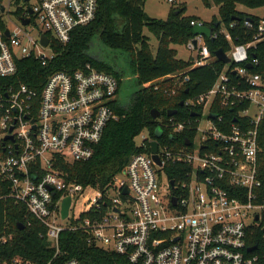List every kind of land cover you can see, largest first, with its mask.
<instances>
[{
  "label": "built area",
  "instance_id": "1",
  "mask_svg": "<svg viewBox=\"0 0 264 264\" xmlns=\"http://www.w3.org/2000/svg\"><path fill=\"white\" fill-rule=\"evenodd\" d=\"M98 4L0 0V77L6 78L0 81V205L6 200L24 204L46 226L55 255L63 230L83 229L89 242L126 255L129 264H264V235L261 248L256 244L249 250L256 228L264 231V15L245 19L252 32L245 43H234L223 23L212 26L213 40L224 35L231 42L226 52L230 61L207 92L185 102L203 105L194 114L190 144L175 147L147 130L138 146L149 145L150 151L133 154L101 189L68 178L58 162L60 157L75 162L95 154L108 123L119 117L120 79L88 62L73 72L52 73L41 91L7 80L23 58L34 56L46 64L55 55L52 39L68 42L74 29L95 18ZM31 24L39 26L36 33L28 28ZM191 24L208 25L202 19ZM43 36L49 38L46 46ZM186 46L192 67L211 62L205 35H194ZM228 107L237 109L226 115ZM163 126L170 124H158L162 135ZM172 126L170 139L192 128L190 120ZM154 140L160 163L153 157ZM169 163L183 165L177 180L167 173ZM89 190L95 195H86ZM67 197L71 204L64 218ZM80 197L85 209L76 215ZM250 218L254 221L248 222ZM12 238L0 236L3 242ZM0 264L33 263L15 256L0 257ZM63 264L81 263L71 258Z\"/></svg>",
  "mask_w": 264,
  "mask_h": 264
},
{
  "label": "trees",
  "instance_id": "2",
  "mask_svg": "<svg viewBox=\"0 0 264 264\" xmlns=\"http://www.w3.org/2000/svg\"><path fill=\"white\" fill-rule=\"evenodd\" d=\"M212 1L218 6L220 22L230 31L233 42L250 41L252 32L245 26V19L252 15L238 9V5L259 8L264 6V0ZM204 2L210 5L209 0ZM185 11L182 3L171 8L167 19H161L148 15L145 11V0H99L95 18L74 29L68 42L52 39L55 55L46 64L34 56L23 58L18 63L17 73L7 78L41 91L52 73L60 70L73 72L90 62L97 69L116 75L122 85L126 71L116 63L98 57L93 49L100 45L113 50H124L129 54L128 68L136 74L141 87L133 93L128 104L116 106L119 117L108 123L96 146L95 154L90 159L69 162L60 157L58 163L68 178L83 185L103 189L125 167L133 154L150 151L149 145L138 146L135 138L144 129L149 130L151 136L155 137L158 124H170L168 128L163 126L164 133L160 142L183 148L187 140L194 139L197 124L194 114L200 113L203 105L187 106L185 102L210 89L225 66L216 57V51L222 48L228 52L231 42L224 35L214 40L206 37L212 60L209 64L192 67L193 57L179 58L178 50L173 46L187 44L195 35L191 21L201 19L185 15ZM217 21L215 17L211 22L205 23L213 26ZM145 27L158 39L155 52L149 37L144 34ZM4 79L6 80L0 77V81ZM152 81L153 84H146ZM153 108L161 111L160 119L152 117L150 112ZM174 109L177 111L168 115V111ZM236 109L228 107L223 111L229 115ZM187 120L191 121L192 128L177 132L170 139L172 124ZM261 126L260 138L264 146V121ZM182 166L169 163L166 167L169 177L175 180L180 178ZM261 176L264 177V161ZM18 222H23L25 227L19 228ZM46 231V226L30 214L24 204L12 200L1 202L0 236L2 233L13 236L6 242L0 239L2 258L23 256L33 264H63L71 258H76L81 264H129L126 255L89 242L83 229L63 230L59 238L60 253L55 255L56 249L51 246ZM255 234L250 243L258 244L261 248L264 235L262 227L256 228Z\"/></svg>",
  "mask_w": 264,
  "mask_h": 264
},
{
  "label": "rangeland",
  "instance_id": "3",
  "mask_svg": "<svg viewBox=\"0 0 264 264\" xmlns=\"http://www.w3.org/2000/svg\"><path fill=\"white\" fill-rule=\"evenodd\" d=\"M209 1H210V5H207L204 2V0H173V1L145 0V11L148 13V15L152 17L167 19L171 8L179 6L180 4L183 3L186 8L185 15L197 16L207 22H211L216 17L218 21H220L218 6L215 3H213L212 0ZM12 9L15 10L16 6H12ZM238 9L248 13L249 15H255V16L264 15V6L259 8H249L240 4L238 5ZM12 20L16 21L17 18L13 15ZM28 28L33 33H36L39 30V26H36L34 24L29 25ZM221 28L225 29L223 24L221 25ZM144 34H146L149 37V41L152 45V49L155 52L158 47L157 37L147 27L144 28ZM173 46L177 48L179 58L188 59L191 56V52L189 49H187L186 44L173 45ZM93 50H94V54H96L98 57H103L105 60L116 63L119 67H121L124 71H126L125 75L123 76V81L118 97L121 101V104H125V105L128 104L131 100L133 93L139 87H141V85L137 81L136 74L132 73L128 68L129 54L124 50H113L106 46H100V45L94 47ZM205 123L206 121L204 120L203 124ZM147 133H148L147 129H144L139 135H137L135 138L136 143L137 144L141 143V141L147 135ZM86 195L93 196L95 195V191L89 190L86 193ZM84 209H85L84 197H80L76 199L75 209H74L75 214L78 215ZM252 221H254L253 218L248 219V222H252Z\"/></svg>",
  "mask_w": 264,
  "mask_h": 264
},
{
  "label": "water",
  "instance_id": "4",
  "mask_svg": "<svg viewBox=\"0 0 264 264\" xmlns=\"http://www.w3.org/2000/svg\"><path fill=\"white\" fill-rule=\"evenodd\" d=\"M28 21H29L28 19H24L23 20V22L25 24H27ZM219 24H220V21H217L215 25L218 26ZM212 31H213V27L211 25H200V24H198V25L194 26V34L195 35L203 34L206 37L210 38L211 40H213ZM7 33H8V31H7ZM196 42H197V40L195 39L194 43L196 44ZM42 43L45 46L48 45L49 38L47 36H43ZM216 57L219 60L223 61L224 63H227V62L230 61V58L226 54L225 50L222 49V48H220V49H218L216 51ZM248 66L251 67L252 65L248 64ZM181 104H184V101H181ZM176 111H177L176 109L169 110L168 111V115H173ZM150 113H151L152 117H154V118H158L161 115V111L159 109H157V108H153ZM210 116L213 117V118L216 117L215 114H211ZM155 135H156V137H161L162 136V128L161 127H158L156 129ZM186 144H190V140H187ZM151 145H152V151L154 152L153 157L158 163H160V159H159L158 155L156 154L157 149H158V141H156V140L152 141ZM171 183L173 184V181H171ZM172 201L175 204L176 203V198H173ZM70 204H71V198L67 197L64 200L63 208H62V216L64 218H66L68 216ZM257 218H258V216H257ZM17 226L19 228L23 229L25 227V224L23 222H18ZM255 248H257L256 244L253 245V246H250L249 250H253Z\"/></svg>",
  "mask_w": 264,
  "mask_h": 264
}]
</instances>
